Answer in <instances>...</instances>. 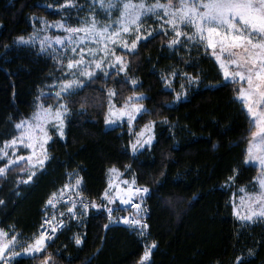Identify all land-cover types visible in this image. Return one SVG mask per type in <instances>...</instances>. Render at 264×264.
<instances>
[{
    "label": "trees",
    "instance_id": "obj_1",
    "mask_svg": "<svg viewBox=\"0 0 264 264\" xmlns=\"http://www.w3.org/2000/svg\"><path fill=\"white\" fill-rule=\"evenodd\" d=\"M66 1L0 0V144L14 137L17 123L34 114L53 73L50 59L16 41L33 33V17L60 20L44 4ZM170 41L164 33L152 36L125 54L124 74L98 75L64 96L66 139L51 129L43 169L19 190L13 179L25 164L14 166L10 178L0 177L3 229L13 226L23 237L35 235L47 201L78 177L82 195L105 205L108 172L116 168L150 192L149 240L156 244L151 264H236L238 258L241 264H264V220L244 225L232 204L235 191L256 188L259 174L246 163L254 129L238 99L240 86L223 81L210 50H173ZM110 90L118 107L135 94L144 96L146 111L134 126L140 130L154 123L155 141L137 155L127 126L106 127ZM181 90L186 96L177 100ZM45 253L51 255L48 264H139L143 245L127 228L89 212L42 254L14 264H45Z\"/></svg>",
    "mask_w": 264,
    "mask_h": 264
},
{
    "label": "snow or ice",
    "instance_id": "obj_2",
    "mask_svg": "<svg viewBox=\"0 0 264 264\" xmlns=\"http://www.w3.org/2000/svg\"><path fill=\"white\" fill-rule=\"evenodd\" d=\"M101 6L103 7V0H101ZM109 8L115 7V5L109 3ZM123 11L120 13V27L109 31L107 27L97 29L95 23V17L91 27H65L63 24L58 25L64 28L65 31L70 33H85V36L89 39L98 42L104 41L103 56L96 58V54L93 52V60L85 63L84 51L81 49L79 55L80 59H71L67 63V68L72 71L73 77L76 76L75 69H79V74L93 77L94 71L92 65H95V69L104 71L102 65L104 60L109 56L112 59L108 63V67L118 65V71H125L127 62L122 56L116 55L114 49H109L108 43L113 45L117 43L124 49L135 50L137 44L143 37L141 33V17L146 13L155 12L156 9H164V14L169 17L166 21L171 26L175 37L169 42V47L179 44V37L182 35L187 36V41L193 40V35L198 41L205 42L208 48L213 50V55L216 56L219 61L221 69L224 70L225 79L232 78L233 82L246 81L247 87L240 89V100L243 102L244 107L247 110L251 118L253 125V131L251 133L252 139L249 142V148L247 150V160L256 164L260 171L261 176L258 177L260 188L262 189L259 195L248 198V211L244 215L236 213L240 220L252 221L254 218H264V0H179V7L174 8L171 0L167 5L156 4L154 6H146L144 3L136 4L131 2L123 4ZM194 29L193 35H188L184 28ZM129 34L131 39L129 40L125 35ZM151 34L150 32L148 33ZM83 37L81 41H83ZM21 43H29L24 37L19 38ZM56 42L63 44L64 41L60 38H56ZM239 49L237 52L235 50ZM76 51L75 48L72 49ZM91 51V50H90ZM219 53V54H218ZM83 64L84 67L79 66ZM232 66H235L232 71H229ZM107 75V72H104ZM174 75V74H173ZM238 78V79H237ZM132 85L135 86L137 81L132 80ZM170 83V82H169ZM82 86L80 82L73 78L67 80L61 87V92H67L72 95V89L74 87ZM61 92H57L59 97ZM116 93L114 90L109 91V96L113 97ZM179 94L177 99H179ZM143 97L135 95L128 97L127 102L123 105L122 109H115L114 106L109 104L108 115L105 118V122L109 125L115 124L125 116L128 119V123L135 118V114L144 110L141 103ZM69 111L66 103L59 104L55 110L52 107L45 108L40 106L39 111L33 114L31 121H21L15 125L19 130V135L12 138L10 141H6L4 146L0 148V160H5L3 167H0V176L6 175L9 168L12 165H18L21 161L25 165L30 166L32 169L29 172L27 183L34 176L35 169L43 167L48 159L46 145L51 139L47 131V125L52 124L56 128L59 135H64V120L65 114ZM151 132V125H146L145 128L139 133V137H144L145 133ZM153 137L148 135L145 139L138 138L132 145L133 151L136 150L137 145L143 146L144 144H150ZM23 145L24 148L30 150V154L16 156L18 146ZM12 149V157H9L7 149ZM23 170V169H21ZM110 172H118L117 169H110ZM234 179V177H230ZM82 178H76L75 186L77 188V194L80 195L79 204L83 210H87L89 204L83 199L82 193L79 190ZM124 184H128V181H123ZM132 185H135V179L131 181ZM115 187V195H110L106 190L103 194V198L108 204L115 203L116 200L123 205H131L139 212L140 205L143 203V195L148 192L147 188H120L114 186L112 181H109V189ZM69 191H71V185H65ZM64 190L61 189V192ZM139 195L140 203H134L133 197ZM62 199V197H61ZM57 197L54 193L52 198L47 201L48 205L52 207L56 206ZM3 203V201H0ZM77 206L76 201H73L68 205L67 211L70 213L69 219L75 218L77 213L75 211ZM92 207H100L105 205H96L93 203ZM109 218L111 219L113 209L107 208ZM59 215L63 217L64 212H60ZM55 220V216L51 218ZM51 220H46L45 223L49 224L48 231H42L38 237H35L32 242H19L17 243L15 235L10 238L7 237L2 229H0V260L5 264H11V257L23 254L34 255L35 253L43 252L47 247V241L51 239V233H55L58 228L65 227V221L63 219L57 221L56 224H52ZM122 222L129 226H136L140 231V235H144L143 229L147 227L143 223V217L137 215L135 218H122ZM76 243L81 244L82 240L77 237ZM156 244L153 242L150 247H146L144 256L141 259V264L147 261L151 255V249L155 248ZM8 254L7 256L5 254ZM47 257L45 264L51 260V255L45 253ZM242 258H238L236 264H241Z\"/></svg>",
    "mask_w": 264,
    "mask_h": 264
},
{
    "label": "rangeland",
    "instance_id": "obj_3",
    "mask_svg": "<svg viewBox=\"0 0 264 264\" xmlns=\"http://www.w3.org/2000/svg\"><path fill=\"white\" fill-rule=\"evenodd\" d=\"M127 2H129V0H103V4H104L103 7L101 6V0H68V1L61 3V4L53 3V2H47L44 5L47 6V8H49L51 10L57 11L61 16L60 20L50 21V20H47L44 18H36V17L32 18L31 22H32V25L34 28L33 33L24 37V39L26 41H30V42L29 43H21L20 40L18 39L16 41V43L19 46L28 47L31 50L38 52L40 55H43L44 57L50 59L52 64H53V73L50 77V81L48 83H46V85L43 87V89L41 91V96H40V98H38L37 107H36V110L34 113L39 111L41 105H43L45 108L52 107L53 110H55L59 104L65 103L63 98H64V96L68 95V93L67 92H61V87H62V85H64V83L67 80H71V79L75 78L83 86V84L86 81H88L91 78L96 77L98 75H103L105 77H108L113 72H119L122 74L125 73L126 70L125 71H118V67H119L118 65H114L113 67L107 66L109 61L112 59V57L109 56L108 58H106L104 60V63L102 65V68L104 69V71L95 69V65L93 64L92 65V70L94 71L93 77L89 78L87 76L80 75L79 69L74 70V71H76V76L73 77L72 71H70L67 68L68 61L71 59H80L79 53H80L81 49H83V51H84L85 63L93 60V55H92L93 52L96 54V58L103 56L102 50L104 47V41L98 39V42H97V41H94L92 39H89L88 37L85 36V33H83V32H80V33L67 32V31H65L64 28H61L58 25L63 24L65 27H72V28H75V27H81V28L91 27V24L93 22V17H95V23H96V27L98 30L101 28L107 27L109 29V31H112L113 29H118L120 27V13L123 11V7H122L123 4L127 3ZM131 2L136 3V4L144 3L146 6H154L156 4L167 5L169 3V0H131ZM109 3L115 5V7L109 8L108 7ZM171 3L173 4L174 8L179 7V0H171ZM168 19H169V17L164 14V9H162V8L156 9V11L152 12V13H146L145 15H143L141 17V21H140L141 33H142L143 37H146V38H142L139 41L135 50L124 49L120 46L119 43H117L116 45H113L111 42L108 43V47H109V49H114L116 55L122 56L123 59L125 60L126 59L125 58L126 53L135 52L138 48V45L141 42L148 40L149 38H151L152 36H154L158 33H164L170 38V40H172L175 37V34L172 31L171 26L166 23V21ZM183 30L188 35H193V33H194V29H192L190 27L184 28ZM149 32L151 33L150 35L148 34ZM123 35H125L129 40L131 39V36L129 34H123ZM57 37H60L64 41V43L63 44L57 43L56 42ZM82 37L84 38L83 41H81ZM179 40H180L179 44L172 46L173 50H182V51H187V52L194 51V50L204 52L207 49L210 50L211 56L214 58L217 66L220 69V72H221L222 77H223V81L224 82H233L231 77H229V79H225L224 70L221 69L219 61H217V59H216V56L212 54L213 50L211 48H208L206 46L205 42L198 41L194 35H193V40L191 42H188L187 36H184V35L179 37ZM73 48L76 49L75 52L72 51ZM235 51L239 52L240 50L237 49ZM79 67L83 68L84 65L81 64ZM234 67L235 66H232V68H230L229 71H232L234 69ZM105 71L107 72V75L104 74ZM233 83H237V82H233ZM238 84L240 86V89L247 87L246 81L239 82ZM82 86L74 87L71 90L72 93L75 92L76 90H78L79 88H81ZM57 92H61V95L59 97L56 95ZM135 95H138V94H135ZM140 96H142V95H140ZM179 96H180V98L177 100H182L185 98L186 93L184 92V90L180 91ZM43 97L56 98L57 102L54 104H51L50 102L49 103L44 102L42 100ZM142 97L144 98V96H142ZM114 98H115V96L110 97L109 104L111 102V104L114 106V110L115 109H122L123 106L118 107L115 104ZM238 99L243 104V102L240 100V92H239ZM243 106H244V104H243ZM143 108H144V106H143ZM145 111L146 110L144 108L143 111L135 114V118L131 122V124L128 123V119L126 116L124 118H122L121 120L117 121L115 124L109 125L106 123V127L109 129L115 128L118 126H124V125L129 128L130 132L133 135V140L131 143V151L134 155H137L138 153H140L144 149L149 148L150 146L153 145V143L155 141V132H154V128H155L154 126L155 125H154V123L147 124V125H151V132L145 133L144 137H139V133L145 128V126L140 130H136V128L134 126L138 117L141 114H143ZM67 115H68V112L65 114L64 128H63L64 135L62 137L59 135L62 140L66 139ZM107 115H108V112H107ZM32 118H33V115L27 119H24L23 121H31ZM51 129L56 130V128L53 127L52 124L47 125V131H48L50 137H51V135H50ZM18 135H19V130L16 129V127H15L14 137H16ZM148 135H151L153 137V139L151 140V143L150 144H144L143 146L137 145L136 150L133 151L132 145L136 142V140L138 138L143 140ZM51 140H52V138L48 141L47 145L45 146L46 150H47V146L51 142ZM3 146H4V143L0 144V148H2ZM7 151L9 152V157H12V149L9 148V149H7ZM29 154H30V150L24 148L23 145H19L18 151L15 153L16 156H19V155L27 156ZM6 159L7 158H5V160ZM5 160H0V167L4 166ZM246 163L249 165L256 166L259 169V167L256 164L248 161L247 159H246ZM21 164H24V162L21 161L18 165H21ZM14 166H17V165H12V167L9 168V170L7 171L6 175L0 176V177H9L8 176L9 171ZM31 170L32 169H30V166L26 165V167L23 171H19L17 174H15V177L13 179L14 183H15V190H19L22 187H24L25 185L30 183V181L32 180V178L35 175L32 176L31 180L28 181L27 183H25L24 181L28 180V175H29V172ZM40 170H42V167L35 169V173H37ZM260 176H261V171L259 169V174L256 178V188L255 189H250V188H245V187L238 189L237 191L234 192L233 197H232V204L234 207L235 216L244 225L254 224L256 222L264 220V218H254L252 221H244V220H240L238 218V216L236 215L237 212H239L240 215L246 214V212L248 211V208H247L248 198L254 197V196L259 195L261 193L262 189L260 188L259 181H258V177H260ZM123 181H128L129 183L124 184ZM131 181L132 180L125 179L122 174L120 175V173L119 174L117 173L116 176H114V178L112 177L113 185L119 186L120 188H128V186L132 185ZM70 185L72 186L71 189L73 191L77 192V188L75 186V181L73 183H71ZM80 189L81 188L79 186V190ZM109 192H110V190H109ZM116 203H120L119 200H116ZM112 204H114V203H112ZM87 214L88 213H86V212H81L80 213L81 219L84 218L85 215H87ZM0 229H2L5 233H7L6 238H10L13 235H15L17 243H19V242H29L30 243L35 238V235L30 236V237H23L22 234L19 232V230H17L13 226H9V228L7 230L3 229L0 226ZM43 252L35 253L34 255L30 256L27 254H23V252L21 251V255L11 257V264H14V262L20 258L34 257L36 255L42 254ZM5 255L7 256L8 254L6 253ZM0 264H5V262L0 260Z\"/></svg>",
    "mask_w": 264,
    "mask_h": 264
},
{
    "label": "built area",
    "instance_id": "obj_4",
    "mask_svg": "<svg viewBox=\"0 0 264 264\" xmlns=\"http://www.w3.org/2000/svg\"><path fill=\"white\" fill-rule=\"evenodd\" d=\"M135 188H138V187H133V189H135ZM56 197H57L58 202L56 203L55 207H52L51 205H47L48 209L46 210V213L43 214V216H42V220H41L40 226L38 228V234L36 237H38L42 231H48L49 230V224L45 223V221L51 220V218L53 216H55V220H51L52 224H56L57 221L63 219L65 221V227L58 228V230L55 233L50 232L49 234L52 238L47 241V244L52 242L56 238V236L60 232L65 230L67 227H69V225L72 222L79 221L81 219V217H80L81 212H86V213L96 212L97 213V211H98V207H92L91 206L95 202L90 200V199H85V198H83V199L86 203L89 204V207L87 210H83L79 204V200L81 197H76V196L70 194L69 190L67 192H63V193H60V191L57 192ZM61 197H62V199H61ZM148 198H149L148 195L146 197H143V203H141V205H140L139 212L136 208L132 207L130 204L127 206H124L123 210H119L118 207L106 205L108 208L109 207L112 208L113 212H112L111 219L109 218L108 212H106L105 217L107 218V220L109 221V223L111 225L130 228L132 230L131 233H133L140 241H144L142 239L143 235L139 234L141 230H139L138 227H136V226H129L128 224L123 223L122 218H135L137 215L147 217L149 215V210H148V206H147ZM73 201H76V203H77V206L75 209L77 216L75 218L69 219L70 213H68L67 208H68V205L71 204ZM133 202L134 203H140L139 195H136L133 197ZM60 212H64L65 215L63 217H61L59 215ZM146 247H150V245H147ZM152 251H153V248L151 249V255L149 257V261H152Z\"/></svg>",
    "mask_w": 264,
    "mask_h": 264
},
{
    "label": "bare ground",
    "instance_id": "obj_5",
    "mask_svg": "<svg viewBox=\"0 0 264 264\" xmlns=\"http://www.w3.org/2000/svg\"><path fill=\"white\" fill-rule=\"evenodd\" d=\"M128 187H138V188H145V187H143V186H139V185H137L136 183H135V185H131V186H128ZM61 189H63L64 191L63 192H67L68 190H67V188H65V186L64 187H62ZM61 189L59 190L60 191V193H63V192H61ZM58 191V192H59ZM70 194H72V195H74V196H76V197H80V195H78L77 194V192L76 191H73V190H71L70 191ZM143 195V197H146L147 195L150 197V192H149V190H148V192L147 193H144V194H142ZM83 196V195H82ZM140 197V196H139ZM83 198H85V199H88L87 197H85V196H83ZM106 205H109V206H114V207H118V209L119 210H123V208H124V206H127V205H123V204H121V203H114V204H108L107 202L105 203V206H101V207H98V211H97V213L98 214H101V215H106V212H107V206ZM48 209V206L46 205L45 206V208H44V212H43V214H45L46 213V210ZM143 217V223L144 224H146L147 225V227L145 228V229H143V232H144V235H143V240L144 241H141V243H142V245H143V256H144V252H145V249H146V246L147 245H150L151 246V242H150V240H149V231H148V221H147V217H144V216H142ZM78 222V221H77ZM109 222V221H108ZM116 226V225H115ZM121 227V226H120ZM130 232L132 231L130 228H127ZM139 229V228H138ZM140 230V229H139ZM37 234H38V229H37V232L35 233V237L37 236ZM51 243V242H50ZM50 243H48L47 245H49ZM142 256V257H143ZM142 259V258H141ZM151 262L152 261H149V259L147 260V261H144V264H151ZM139 264H141V260H140V262H139Z\"/></svg>",
    "mask_w": 264,
    "mask_h": 264
},
{
    "label": "crops",
    "instance_id": "obj_6",
    "mask_svg": "<svg viewBox=\"0 0 264 264\" xmlns=\"http://www.w3.org/2000/svg\"><path fill=\"white\" fill-rule=\"evenodd\" d=\"M46 163H47V160H46ZM46 163H45V165H46ZM44 165V166H45ZM43 166V167H44ZM43 167H42V169H43ZM116 169V168H115ZM118 170V169H117ZM119 174L120 173V175L122 174L121 173V171L120 170H118V172H115V173H113V172H110V170H109V172H108V184H109V181L111 180L112 181V177L114 178V176H116V174ZM80 186V188H81V186H82V181H81V184L79 185ZM108 191L110 190V195H115V188H113L112 190L111 189H109V187H108V189H107ZM105 200V199H104ZM105 202H107L106 200H105ZM116 203V202H115Z\"/></svg>",
    "mask_w": 264,
    "mask_h": 264
}]
</instances>
